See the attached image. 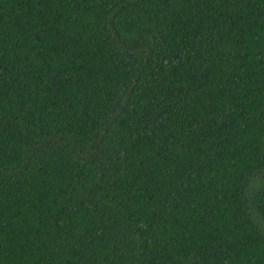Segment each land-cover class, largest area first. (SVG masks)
<instances>
[{
    "label": "trees",
    "instance_id": "trees-1",
    "mask_svg": "<svg viewBox=\"0 0 264 264\" xmlns=\"http://www.w3.org/2000/svg\"><path fill=\"white\" fill-rule=\"evenodd\" d=\"M0 264H264V0H0Z\"/></svg>",
    "mask_w": 264,
    "mask_h": 264
}]
</instances>
